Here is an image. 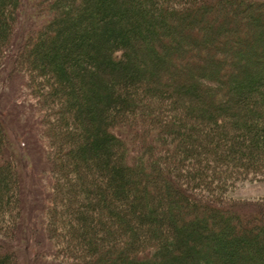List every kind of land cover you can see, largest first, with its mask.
I'll use <instances>...</instances> for the list:
<instances>
[{"label":"trees","instance_id":"1","mask_svg":"<svg viewBox=\"0 0 264 264\" xmlns=\"http://www.w3.org/2000/svg\"><path fill=\"white\" fill-rule=\"evenodd\" d=\"M232 1L26 0L22 30L23 0H0V65L34 101L54 179L39 225L54 257L264 264V209L208 187L215 163L264 172V0ZM8 141L0 120V231L14 241L25 189ZM13 248L0 241V264Z\"/></svg>","mask_w":264,"mask_h":264},{"label":"rangeland","instance_id":"2","mask_svg":"<svg viewBox=\"0 0 264 264\" xmlns=\"http://www.w3.org/2000/svg\"><path fill=\"white\" fill-rule=\"evenodd\" d=\"M243 2L244 0H234L229 6L240 8L239 3ZM219 5L221 6V4ZM219 5L213 2L210 5L211 9L207 12V18H198V20L208 24L210 18H217L219 11L216 6ZM29 10L26 0H23L20 13V28L22 30L29 21ZM254 19L258 21V18ZM11 65V63L7 66L0 65V120L7 132L9 152L18 165L21 182L25 189L21 198L25 204L24 207L22 206L20 221L23 223L22 226L20 225L19 235L14 241H11L1 235L0 231V241L9 242L14 247L15 264H67L68 261L60 260L59 255L53 256L54 250H50V243L39 226L42 219H47L42 214V208L48 206L47 199L54 193L51 189V182L54 179H51L52 174L49 173L48 164L44 158L45 144L38 133L40 126H38L39 120L34 115V101L30 99L29 91L19 80L20 78L13 73L10 74ZM252 74L263 80L264 68L257 64L256 68L253 67ZM116 128L113 129L115 133L124 139L127 138L128 141V130L123 127ZM130 150L132 152L128 153L132 157L134 151L132 148ZM261 168V166H257L243 174V171L241 172L237 168L215 163L210 168L214 174L208 187L214 192L217 190V182L222 180L224 182L222 198L229 202H237L247 210L256 209L258 206L262 213V209H264V172ZM192 193L198 192L192 190ZM79 253V256L83 255V251L80 249Z\"/></svg>","mask_w":264,"mask_h":264}]
</instances>
